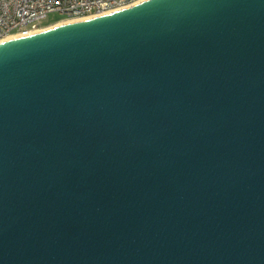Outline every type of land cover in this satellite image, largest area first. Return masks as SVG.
Wrapping results in <instances>:
<instances>
[{
    "label": "water",
    "instance_id": "obj_1",
    "mask_svg": "<svg viewBox=\"0 0 264 264\" xmlns=\"http://www.w3.org/2000/svg\"><path fill=\"white\" fill-rule=\"evenodd\" d=\"M0 264H264V0L0 43Z\"/></svg>",
    "mask_w": 264,
    "mask_h": 264
},
{
    "label": "built area",
    "instance_id": "obj_2",
    "mask_svg": "<svg viewBox=\"0 0 264 264\" xmlns=\"http://www.w3.org/2000/svg\"><path fill=\"white\" fill-rule=\"evenodd\" d=\"M140 0H0V40L10 35L27 36L44 28L40 21L50 13L62 20L100 15L127 7ZM58 22V21H57Z\"/></svg>",
    "mask_w": 264,
    "mask_h": 264
},
{
    "label": "bare ground",
    "instance_id": "obj_3",
    "mask_svg": "<svg viewBox=\"0 0 264 264\" xmlns=\"http://www.w3.org/2000/svg\"><path fill=\"white\" fill-rule=\"evenodd\" d=\"M140 1H141V0H140ZM136 3H139V1L136 2ZM134 4H135V3H134ZM132 5H133V4H132ZM127 7H130V5L127 6ZM123 8H125V7H123ZM120 9H121V8H120ZM120 9H116V10H120ZM113 11H115V10H113ZM110 12H111V11H110ZM110 12H105V13H110ZM105 13H102V14H105ZM102 14H100V15H102ZM100 15L97 14V15H91V16H88V17H83V18H80V19H72V20H62V21H58V22H55L53 25H50V26L44 27V28L39 29V30H36V31H32V32H30L29 34H27V36H29V35H31V34H34V33L42 32V31H44V30H46V29H49V28H52V27H54V26H60V25H64V24H66V23H72V22H74V21H80V20H82V19L92 18V17H96V16H100ZM25 36H26V35H25ZM19 37H23V35H10V36H7V37L1 39V40H0V43H2V42H6V41H8V40L16 39V38H19Z\"/></svg>",
    "mask_w": 264,
    "mask_h": 264
},
{
    "label": "rangeland",
    "instance_id": "obj_4",
    "mask_svg": "<svg viewBox=\"0 0 264 264\" xmlns=\"http://www.w3.org/2000/svg\"><path fill=\"white\" fill-rule=\"evenodd\" d=\"M65 16L63 15H60L58 13H50L48 14L45 18H43L41 21H40V25L41 26H50V25H53L55 22L61 20V19H64Z\"/></svg>",
    "mask_w": 264,
    "mask_h": 264
},
{
    "label": "trees",
    "instance_id": "obj_5",
    "mask_svg": "<svg viewBox=\"0 0 264 264\" xmlns=\"http://www.w3.org/2000/svg\"><path fill=\"white\" fill-rule=\"evenodd\" d=\"M46 27V26H45Z\"/></svg>",
    "mask_w": 264,
    "mask_h": 264
}]
</instances>
